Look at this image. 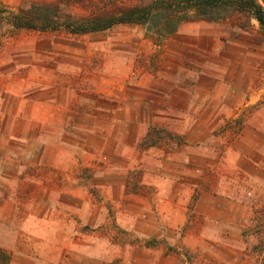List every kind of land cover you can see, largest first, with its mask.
Returning a JSON list of instances; mask_svg holds the SVG:
<instances>
[{
	"label": "crops",
	"instance_id": "obj_1",
	"mask_svg": "<svg viewBox=\"0 0 264 264\" xmlns=\"http://www.w3.org/2000/svg\"><path fill=\"white\" fill-rule=\"evenodd\" d=\"M238 66L241 67L235 63L228 69L231 76L228 82L233 78L232 82L235 81L239 76L233 73ZM2 78L3 73L0 71V83ZM31 78L30 73L26 79L13 76L14 81L19 83L18 90H10L11 94L7 90L0 92V98L13 101V106L10 104L8 108L13 117L10 126L18 131L10 136L11 144L17 149L10 150L9 158L0 153V252L4 251L9 256L5 262L0 259V264H103L121 257L122 253L124 257L136 248L117 245L108 236L101 238L93 235V231L91 235L83 233L85 231L78 228L74 218L61 215L60 208L64 204L51 201L50 194L53 193L64 197L78 194L79 188L70 183L77 182V176H73L75 168L84 160L83 139L91 140L92 144L99 139L104 140L102 147L109 160L116 165L114 168H119L118 172L112 170L102 173L106 184L99 183L100 176L96 178V184L101 188L102 195L104 192V197L114 205L111 208L114 209L118 227L145 238H136L140 242L127 243L139 245L140 251H154L156 260H148L147 263L176 261L177 256L172 253L183 256L179 252L182 249L204 253L207 243H214L219 258L229 259L222 264H243L241 227L250 215V198L255 196L254 190L264 192V103L260 109L250 113L234 137H229L226 129H222L219 135H212L213 131L224 127L225 119L239 114L242 104L239 93L224 89L223 76L222 92L213 90L201 92L200 95L181 89L184 97L182 110L174 105L176 98L173 92L177 94L179 86H169L171 91L168 93L167 90L163 97L167 100L162 99L158 103H164L165 108H157L158 104L156 106V103L149 102L151 91L146 89L148 83L145 86L146 78L141 76L136 80V88L128 92L131 97L124 98L127 108L123 113L130 114V117L120 116L118 121L114 115L108 117L113 121H108L104 132H100V119L91 116L87 120L81 112L72 109L70 98L73 96L69 93L63 95L62 99L52 94L39 101V95L28 90L34 88L31 85L34 79ZM109 82L105 81L107 89H110ZM152 82L156 81L153 79ZM102 86L105 87L103 83L97 86L101 87L99 92L104 91ZM199 100L202 101L201 106L198 105ZM142 112L150 117L143 119L140 116ZM138 113L139 117L136 118L134 115ZM167 115L170 118L167 123H163L164 127L183 134L186 142L184 148L165 152L155 144L148 145V149L140 152L136 144L147 135L145 121L146 124L151 123L152 117H155L154 121L164 120ZM159 124L162 125V122ZM135 125L140 130L138 133L132 131ZM68 134L69 141L65 145L61 146L57 142L52 145L54 140ZM45 137L49 139L47 144L43 142ZM221 144L223 156L218 160L215 146ZM91 160H95L94 157ZM120 162L125 167L123 171L120 170ZM8 164H12L16 172L8 173ZM24 164L43 165L50 171L60 173L62 185L57 188L34 186L28 196L30 198L23 201L20 195L22 188L16 184L25 175L20 169ZM205 164H210L213 168L211 171L218 176L217 188L214 190L207 189L208 176L202 174V165ZM138 165L143 173L137 180L139 185L136 190L130 172ZM145 184L154 186L152 192L156 210V214L147 219L138 218L135 210L141 208L130 201L132 197L133 200L141 199L145 206L144 198L139 196L149 188ZM202 185L203 188H200ZM35 193L40 196L33 197ZM109 193L113 196L109 197ZM194 194L195 199L190 206ZM83 207L82 204H74V210L70 212L82 218ZM85 209H90V212L85 215L87 218H83L84 224L91 228L106 224V207L101 208L100 204L92 202L86 204ZM193 214L196 215L195 219L199 218L204 223L200 228L188 230ZM181 229L183 232L179 234ZM84 236L89 237V243H85L88 239ZM100 239L106 242V248L102 250L98 249ZM148 240L153 242L148 244ZM218 263H221L220 260Z\"/></svg>",
	"mask_w": 264,
	"mask_h": 264
},
{
	"label": "rangeland",
	"instance_id": "obj_2",
	"mask_svg": "<svg viewBox=\"0 0 264 264\" xmlns=\"http://www.w3.org/2000/svg\"><path fill=\"white\" fill-rule=\"evenodd\" d=\"M51 1L0 0V71L3 73L0 92L7 90L6 92L10 93V90H18L19 83L14 81L13 76L17 75L26 79L27 74L30 73L31 79H34V83L31 84L34 88L28 90L39 95V101L46 99L47 96H52V94L60 96L62 99L63 95L69 93L73 96L70 98L72 109L81 112L83 116L87 117V120L91 116L100 119V132H104L103 129L108 121H113L112 118L107 119L108 117L114 115L117 121L120 116L130 117V114L124 115L123 113L127 108L124 98L131 97L128 92L136 88V80L141 76L146 78L145 86L148 83V88H144L151 91L148 95L149 102L156 103V106L162 99L167 100L163 97L170 89L169 86L172 85L174 88L175 85L179 86V92L177 94L173 92V96L176 98L174 105L179 110H182L184 105L181 89L200 93V95L201 92L213 90L222 92L223 76L224 89L239 93L242 97V104L239 107V114L225 119L224 127L216 129L212 135H219L222 133V129H226L229 137H234L241 130L243 121L250 113L260 109L264 103V37L254 19L250 20L248 26L243 27L235 23V19L239 16L241 23L247 20L245 16L242 17L239 14L211 21H185L180 23L176 31L168 36H159L153 26L147 27V25L137 23H117L103 30L73 33L65 26V23L80 21L92 12L95 4H99V2L97 0H68V2L59 3L56 28L44 30L41 28H16L12 24V17L18 14L19 10L29 9L32 5L41 6L42 3ZM144 1L146 0H107L108 3L116 2L123 6L139 5ZM35 23L38 25L39 22L35 21ZM235 63L241 65V67H237L236 72H233L239 76L235 81L232 82L235 79L233 78L231 82H228V77H231L228 69ZM153 79L156 82L153 83ZM107 80L111 81L108 84L110 89L106 88L105 81ZM101 83L105 85V87L102 86L103 92H99L101 87L97 88ZM245 103L247 104L245 105ZM10 104L13 106V101H10V98L7 100L4 97L0 98V153L8 158L10 150L17 149L11 144L10 136L18 132L11 129L10 126V121L13 118L8 110ZM158 105L157 108H165V104L162 102ZM198 105L201 106L202 101ZM134 116L138 118L139 113ZM140 116L143 119L150 117L143 112ZM171 117L174 119V116ZM154 118H151V123L146 124L145 121V125H147V131L150 128L157 130L152 133L154 137H161L160 143L156 147L164 149L165 152H174L184 148L186 142L183 134L170 131L163 125V123H167L170 115H167L164 120L154 121ZM233 119H239V121ZM161 122L162 125L159 124ZM255 122L258 123L259 120L256 119ZM132 131L138 133L140 130H137L135 125ZM166 132L170 134L167 135ZM173 134L177 137H173ZM144 138L145 136L136 144L140 152L149 147L143 143ZM179 140L180 143H178ZM66 141H69V134L54 140L52 145L57 142L63 146ZM43 142L47 144L49 139L45 137ZM83 142L84 160L82 163H78L73 175L77 176L78 180L75 183H70V185L79 188L78 194H67L64 197L53 193L50 194L51 201H61L64 204V207L60 208L61 215L74 218L78 228L85 231L83 233L91 235L93 231V235L101 238L108 236L110 241L117 245L136 247L130 254L125 253L128 254L125 255L126 258L122 257V253L121 257L103 264H149L146 261L156 260L154 251H140L139 245L127 243L134 242L136 238L143 240L145 238L138 236L133 231L122 230L118 227L114 218V209L111 208L114 205L105 198L104 192L102 195L101 188L96 184V178L99 176V183L105 182L101 177L102 173L112 170L119 171V168H114L116 165L109 160L110 158L102 147L104 140L99 139L94 144L91 140L86 139H83ZM223 150L222 144L215 146L218 160L223 156ZM91 157H94L95 160L92 161ZM120 163L122 164L119 165L120 170L123 171L125 167L123 162ZM202 167L204 168L202 174L208 176L207 189H216L219 179L215 172L211 171L212 166L205 164ZM7 168V172L10 174L16 172L12 164H8ZM20 169H23L25 175L20 177L16 185L22 188L20 195L23 201L30 198L28 196L34 186L46 185L57 188L62 185L60 173L54 172L52 169L50 171V168L46 166L24 164ZM131 170L143 173L139 165ZM135 179L134 176H131V182ZM66 181L68 180L66 179ZM145 185L151 188L145 189L146 192L139 195L144 198L145 206L142 205L141 199L133 200L134 197H132L130 200L133 205L141 208L135 212L138 218L143 219L156 214L154 186ZM200 188H203V185ZM254 191L255 196L250 198V215L240 231L243 232L244 229H247V234L245 236L242 234V258L245 260L243 264H259L261 259V252L256 248L257 237L248 231L253 210L264 204V192L259 189ZM109 195V197L113 196L110 193ZM32 196L40 195L35 193ZM92 202L100 204L101 208L105 209L106 207L108 219L106 218L105 225H95L91 228L84 224L83 218H87L85 215L90 212V209H85V205ZM74 204L84 206L82 218L75 217L74 213L70 212L74 210L72 208ZM195 218L194 214L190 217L191 226L187 227L188 230L200 228L204 223L199 218ZM178 232L182 234L183 231L181 229ZM85 238L88 239L85 243H89V237ZM104 248H106V242L103 243V240L100 239L98 249ZM215 248L214 243H207V251L204 253H192L182 249L179 252L184 254L183 256L172 253L177 256L176 261H160L158 264H222L223 261L228 262L229 259L219 258V253L215 252ZM8 258L6 252H0L1 261L5 262ZM219 260L221 263H218Z\"/></svg>",
	"mask_w": 264,
	"mask_h": 264
},
{
	"label": "trees",
	"instance_id": "obj_3",
	"mask_svg": "<svg viewBox=\"0 0 264 264\" xmlns=\"http://www.w3.org/2000/svg\"><path fill=\"white\" fill-rule=\"evenodd\" d=\"M68 0H52L51 2L32 5L29 9L19 10V13L12 17V24L18 27L56 28V14L59 3ZM93 11L86 17L77 22L65 23V26L73 33L93 32L106 29L117 23H137L153 26L158 31L159 36L173 34L180 23L195 20H217L225 19L228 16L239 14L246 17L244 23L240 22V16L235 19L238 26H248L251 19L256 20L260 31L264 37V0H146L139 5L123 6L116 2L108 3L107 0H97ZM96 1V2H97ZM35 21L39 22L38 25ZM235 121H239L236 119ZM154 128L148 130L143 143L155 145L160 143L161 137H154ZM167 135L170 134L166 132ZM177 137V135H172ZM181 141L179 140L178 143ZM136 179L132 181L133 187L137 190L138 179L141 171L133 170L130 172ZM129 184V179H128ZM195 199L192 196L190 206ZM249 229L257 237L256 248L261 252L259 264H264V204L253 210ZM248 228V227H246ZM242 234H247L244 229ZM134 242H140L135 239ZM151 244V240L147 241Z\"/></svg>",
	"mask_w": 264,
	"mask_h": 264
}]
</instances>
